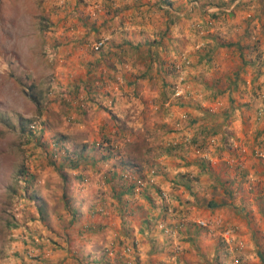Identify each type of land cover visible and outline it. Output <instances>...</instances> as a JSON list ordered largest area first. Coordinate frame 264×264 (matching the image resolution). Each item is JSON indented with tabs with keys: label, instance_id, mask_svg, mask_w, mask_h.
<instances>
[{
	"label": "rangeland",
	"instance_id": "rangeland-1",
	"mask_svg": "<svg viewBox=\"0 0 264 264\" xmlns=\"http://www.w3.org/2000/svg\"><path fill=\"white\" fill-rule=\"evenodd\" d=\"M262 182L264 0H0V264H264Z\"/></svg>",
	"mask_w": 264,
	"mask_h": 264
},
{
	"label": "crops",
	"instance_id": "crops-1",
	"mask_svg": "<svg viewBox=\"0 0 264 264\" xmlns=\"http://www.w3.org/2000/svg\"><path fill=\"white\" fill-rule=\"evenodd\" d=\"M259 135H258V133H257V137H258ZM257 145L258 146H260V147H263V141H262V139H260L259 140V142L257 143ZM257 146V147H258ZM262 149V148H261ZM212 169H211V172H214L215 173V175H217L219 172L217 171V169L214 167V165H212ZM218 172V173H217ZM219 175H220V173H219ZM223 175V174H222ZM224 177V178H223ZM223 179L225 180V179H227V177H225L224 175H223ZM263 183V182H262ZM263 187H264V183H263V185H262ZM260 189H262V188H260ZM87 220V219H86ZM89 221L91 222V224L92 225H94V224H102V223H104L105 221H102V218L100 217L99 219H97L96 217L95 218H93L92 220H91V218H89ZM199 245V244H198ZM202 246V247H201ZM201 248L199 249V250H194V258H195V255H197V254H199V253H201V252H205L206 253V248H204V246L201 244Z\"/></svg>",
	"mask_w": 264,
	"mask_h": 264
},
{
	"label": "built area",
	"instance_id": "built-area-1",
	"mask_svg": "<svg viewBox=\"0 0 264 264\" xmlns=\"http://www.w3.org/2000/svg\"><path fill=\"white\" fill-rule=\"evenodd\" d=\"M201 224L205 225V223H203V222H201ZM231 233H232V230H231L230 228H226V229H224V231H223V237H224V239H225V241H226L227 243H229L228 238H229V235H230Z\"/></svg>",
	"mask_w": 264,
	"mask_h": 264
}]
</instances>
